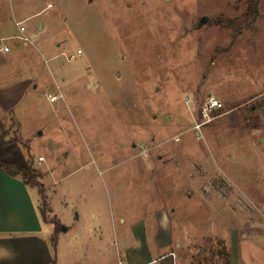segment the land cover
Returning a JSON list of instances; mask_svg holds the SVG:
<instances>
[{"label":"rangeland","instance_id":"374dc122","mask_svg":"<svg viewBox=\"0 0 264 264\" xmlns=\"http://www.w3.org/2000/svg\"><path fill=\"white\" fill-rule=\"evenodd\" d=\"M245 6L0 0L11 47L0 50V95L29 87L14 109L0 107V126L29 145L43 185L31 191L52 228L122 215L154 225L165 209L178 264H227V253L247 264L264 247V0L254 29L234 35L221 22ZM18 20L33 43L12 38ZM209 96L223 106L202 123Z\"/></svg>","mask_w":264,"mask_h":264},{"label":"crops","instance_id":"0c3cea01","mask_svg":"<svg viewBox=\"0 0 264 264\" xmlns=\"http://www.w3.org/2000/svg\"><path fill=\"white\" fill-rule=\"evenodd\" d=\"M28 88L9 86L0 95L1 109H14ZM20 147L0 137V159L27 164ZM34 187L0 169V264H106L116 255L119 264H178V239L167 210L156 213L154 225L145 216L122 215L112 216L111 223L99 218L94 227L80 223L57 233L41 215ZM254 249V256L248 251L245 257L247 264H264V247ZM232 264H237L234 259Z\"/></svg>","mask_w":264,"mask_h":264},{"label":"trees","instance_id":"16d2710c","mask_svg":"<svg viewBox=\"0 0 264 264\" xmlns=\"http://www.w3.org/2000/svg\"><path fill=\"white\" fill-rule=\"evenodd\" d=\"M238 1L245 3L246 6L244 12L237 17H233V18L227 17L221 19L222 23H224L233 30L234 35L241 33L244 28L254 29L257 18L261 13V0H238ZM1 129H2V133L0 137L3 140V142L4 143L12 142V140H9L5 137L4 130L2 127ZM17 142H19L25 149L28 148L29 158L27 159V164H20L13 161L0 159V169L8 172L13 176H20L26 184L30 186L38 187L40 193L42 194L43 185L40 183L39 179L37 178V173H36L37 171L31 163L29 145L21 141H17ZM40 212L43 218L46 221H49L47 219V215L44 209L41 206H40ZM56 226L57 225H55V231L58 233L59 231H57ZM56 240L57 238L54 237L53 238L54 245L56 244ZM227 256H228L227 264H230V254L227 253Z\"/></svg>","mask_w":264,"mask_h":264},{"label":"built area","instance_id":"2783aa9c","mask_svg":"<svg viewBox=\"0 0 264 264\" xmlns=\"http://www.w3.org/2000/svg\"><path fill=\"white\" fill-rule=\"evenodd\" d=\"M16 25L18 27V34L13 36L12 38L18 42V44H29V43H33L32 40L30 39V37L27 35V27L24 24L23 21L18 20L16 21ZM3 38L0 39V50L3 53H7L11 51V47L2 42ZM71 58H74V56H72ZM49 100L51 102H55L57 101L60 97H62L63 95L61 93L57 94V93H50L49 95ZM223 106V103L221 102V100H219L216 96H209L204 103V106L202 108V113L203 116L205 117L202 121V123H205L206 121H208V119L210 118V112H212L214 109H219ZM202 123L198 124V127H200V125ZM39 161H44V157L43 156H39Z\"/></svg>","mask_w":264,"mask_h":264},{"label":"water","instance_id":"95a60500","mask_svg":"<svg viewBox=\"0 0 264 264\" xmlns=\"http://www.w3.org/2000/svg\"><path fill=\"white\" fill-rule=\"evenodd\" d=\"M204 20L207 21V18L205 17ZM63 229H66V227H63Z\"/></svg>","mask_w":264,"mask_h":264}]
</instances>
